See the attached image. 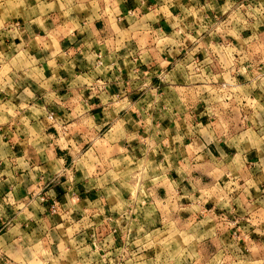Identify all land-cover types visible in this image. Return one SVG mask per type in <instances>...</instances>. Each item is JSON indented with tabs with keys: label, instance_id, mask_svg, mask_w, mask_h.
I'll list each match as a JSON object with an SVG mask.
<instances>
[{
	"label": "clouds",
	"instance_id": "9594fccd",
	"mask_svg": "<svg viewBox=\"0 0 264 264\" xmlns=\"http://www.w3.org/2000/svg\"><path fill=\"white\" fill-rule=\"evenodd\" d=\"M0 264H264V0H0Z\"/></svg>",
	"mask_w": 264,
	"mask_h": 264
}]
</instances>
